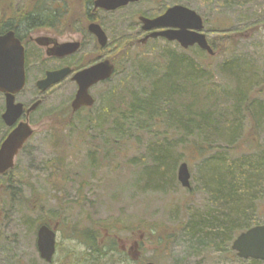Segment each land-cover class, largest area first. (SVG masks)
<instances>
[{"label": "rangeland", "instance_id": "rangeland-1", "mask_svg": "<svg viewBox=\"0 0 264 264\" xmlns=\"http://www.w3.org/2000/svg\"><path fill=\"white\" fill-rule=\"evenodd\" d=\"M9 1L0 0V14L2 3ZM12 1L15 10L28 7V0ZM79 3L68 0L69 15L61 26L24 31L30 63L41 57L29 43L30 37H52L60 43L87 39L90 22ZM177 5L203 19V33L214 42L213 56L198 47L183 50L164 39L141 43L144 35L139 18H156ZM5 12L12 13L9 9ZM92 15L108 37L102 55L115 66L116 73L105 87L95 89L98 100L91 111L66 113L63 107L69 95L52 94L31 119L33 137L10 173L0 177V264H48L37 248V232L44 223L56 232V251L50 264H251L253 260L240 259L234 251L209 246V240L202 245V226L193 230L194 237L188 228L176 235L166 252L164 245H157L158 235H146L152 224L159 226V235L166 236L192 218V222L199 221L208 212L216 217L223 210L210 196L205 164L188 151L179 165H188L191 189L179 183V166L175 179L161 184L149 181L144 171L151 166V139L146 132L118 122L111 103L147 94L152 81L161 83L169 54L184 56L200 70L199 84L191 88L181 75L176 79L178 94H166L165 99L159 94L163 110L178 114L181 108H191L201 116L215 114L216 123L203 135L214 146L211 149L232 147L226 158L241 167L264 159V0H140L116 12ZM124 43L128 52L121 54L119 47ZM99 54L100 50L86 45L77 61L88 62ZM240 73L247 80L241 90L246 101L237 93L241 84L235 78ZM181 84L187 88L182 89ZM99 115H103L102 124L94 122ZM162 124V133L173 127L168 118ZM174 131L180 135L175 145L187 144V138H181L183 131ZM258 190L263 218L257 219L264 223V182L258 183ZM118 222L123 229L117 230L119 225L109 233L103 229ZM87 229L101 233L102 245L116 242L123 255L98 261L83 257L87 249L81 233Z\"/></svg>", "mask_w": 264, "mask_h": 264}, {"label": "trees", "instance_id": "trees-1", "mask_svg": "<svg viewBox=\"0 0 264 264\" xmlns=\"http://www.w3.org/2000/svg\"><path fill=\"white\" fill-rule=\"evenodd\" d=\"M80 1L81 3L79 4L85 11L86 20L89 22L95 21V17L92 15L95 0ZM67 3L68 0H28L27 8H16V10L13 7L14 3L12 0L6 5L2 3L0 36L13 31L23 41L22 34L24 31L30 33L36 30L57 28L68 18ZM7 9L12 11V13L5 12ZM165 11L160 13V15ZM212 33L215 32L212 31ZM208 42L213 50L214 42ZM125 47L126 43H124L123 47H119L121 54L128 52L124 51ZM191 65L192 63L187 62L184 56L169 54L168 62L161 78L162 85L152 81L150 88H147V94H138L134 97L130 95V100L122 97L118 98L111 103V109L116 111L117 121L126 124V128H135L139 132H146L149 135L151 142L148 145V155L151 166L144 171L149 181L153 180L155 184H161L167 179H175V172L180 166L179 164L185 160L182 155H186L185 151H188L191 156L199 157L202 163L205 164L204 171L207 175L205 178L208 181V187L211 189L210 196L215 200V204L223 210L216 217H213L208 212L196 222H192L193 218L191 217V221L185 226L180 225L176 233L167 234L166 236L164 234L159 235L162 232L159 226L152 224L146 235L152 237L158 235L157 245H164L163 252H166L169 250L172 241L177 237L176 235L188 228L191 231L190 237H194L192 234L193 230L202 226L201 229L203 230L201 233L204 236V240L200 241L202 245H206L204 241L208 242L209 240V246L217 247L219 251L223 250V248L232 251L231 244L236 236L264 224L258 221V219L261 220L260 218H263V210L257 201V195L259 194L258 183L264 182V159L255 161L254 164L249 161L241 167L238 162L229 161L226 158L232 147L228 149L220 147L217 151L211 149L214 146L210 145L203 135L208 134L211 131L212 124L216 123L213 118L215 114L201 116L199 115L200 113L194 112L191 108L184 109L181 107L183 111L178 112V114L177 112L167 113L163 110L164 106L159 104V94L163 95L164 99L167 98L166 94H178L176 79L181 77V75L186 77L185 82L190 83L191 88L199 84L202 74H200V70H196ZM191 67L193 68L190 69ZM245 77L244 74L240 73L235 78L241 84V88H238L237 93L239 92L238 96L243 101H246L245 94L241 92L242 87L247 82ZM181 88L186 89L187 84L182 85ZM99 116L94 118V122L102 124L103 115ZM166 118L171 120L173 127L167 130L166 133H162L160 128H162V123ZM174 129L183 131L184 134L181 135V138L186 137L187 144L175 145V139L180 138V135ZM207 157L210 158L206 159ZM47 224L44 223L43 225ZM116 225H119L118 229ZM121 225L122 222H118V224L106 226L103 229L109 233L113 229H123ZM132 232L134 233V229ZM81 234H83L81 239L85 241L84 244L87 249V254L83 257L98 261L115 254L123 255L118 250L116 242H112L108 246L102 245L101 233L96 230L87 229ZM251 264H256V262L252 261Z\"/></svg>", "mask_w": 264, "mask_h": 264}, {"label": "water", "instance_id": "water-1", "mask_svg": "<svg viewBox=\"0 0 264 264\" xmlns=\"http://www.w3.org/2000/svg\"><path fill=\"white\" fill-rule=\"evenodd\" d=\"M140 0H95L94 11L115 12L129 5L137 4ZM139 22L142 31L150 33L141 43L145 44L149 39H164L170 43H177L183 50L198 47L210 56L214 55L204 31L203 19L193 10L174 6L156 18L140 17ZM88 32L94 35L101 48L108 45V37L100 25L92 23L88 26ZM44 41H50L55 45L54 54L60 57L76 53L80 44L64 43L47 38L37 39V43L44 45ZM115 66L105 60L91 68H88L75 77L79 86L76 99L73 102V111L76 113L83 107H93L94 99L89 94L91 87L98 83L109 81L115 74ZM60 73H51L41 84L43 89L50 87L60 80ZM25 85V51L21 41L13 31L0 36V92L15 93ZM6 96L7 109L3 119L7 126H13L21 117L23 106L14 104L16 94H4ZM33 130L28 124H20L6 139L0 149V176L14 167V160L24 145L32 137ZM191 174L187 164L183 163L178 168V181L187 190L191 189ZM37 248L42 260L50 264L56 251V232L54 229L42 225L37 232ZM232 251L243 260L264 262V224L251 228L240 234L232 244Z\"/></svg>", "mask_w": 264, "mask_h": 264}, {"label": "flooded vegetation", "instance_id": "flooded-vegetation-1", "mask_svg": "<svg viewBox=\"0 0 264 264\" xmlns=\"http://www.w3.org/2000/svg\"><path fill=\"white\" fill-rule=\"evenodd\" d=\"M98 12H104V11H101V10L93 11L94 14ZM92 23L98 24L96 20L93 22H90V24ZM101 28L103 29L102 26ZM141 31H142V27H141ZM142 33L144 35L143 39H145L150 34V33H145L143 31ZM39 38L53 39L57 41L58 44H64V43H60L57 39L52 38V37H45V36L38 37V38L30 37L29 43L34 45V47H36L35 49L41 54V57L39 56L38 59L30 63V60L27 54V48L25 47V44H23V41L20 40L24 47V51H25V85L22 90L15 92V93L0 92V98L2 102V106L0 108V124L2 125L1 126L2 129L0 130V149L3 143L8 138V136L20 124H28L33 130V135H34V129L31 124V119L40 112L41 108L48 102L52 94H68L69 99L65 102V106L63 107V110L66 113L70 112L73 115H75L77 113L91 111L97 104V100H98L96 94L94 93L95 89L98 87H101V88L105 87V85L108 82V81L101 82L90 88L89 94L92 96V98L95 101V104L93 107H83L80 110H78L76 113H74L72 105L79 91V86L75 80V77L78 73L107 60L102 55V52L106 47L101 48L98 44L96 37L89 33V35L87 36V39L85 38V39H80V41H76L77 43L80 44V48L76 53L72 55L60 57L54 54V51H53L55 49L54 44L50 43V41H44L43 43L44 45H40L37 43V39ZM149 40H152V39H149ZM70 43H74V42H70ZM86 45H88L89 48H91L92 46V48L96 52L97 51L99 52L100 50L101 54H99L98 56H95L88 62L78 63L77 61L78 53L80 52L82 48H85ZM51 73H60L61 79L58 81V83L50 87H47L46 89H43L44 85L41 83L44 82L47 79L48 75ZM4 94H16L14 96V104L23 106V111H22V115L20 119L11 127L7 126L3 119V116L6 113V109H7L6 96ZM26 144L24 145L22 150H24ZM22 150L16 156L14 160V166H15L16 159L19 156V154L22 152ZM10 171L6 172L4 175H1L0 177L3 178L4 176H7L10 173Z\"/></svg>", "mask_w": 264, "mask_h": 264}, {"label": "bare ground", "instance_id": "bare-ground-1", "mask_svg": "<svg viewBox=\"0 0 264 264\" xmlns=\"http://www.w3.org/2000/svg\"><path fill=\"white\" fill-rule=\"evenodd\" d=\"M234 241H235V240H234ZM234 241H233V242H234ZM231 249H232V246H231Z\"/></svg>", "mask_w": 264, "mask_h": 264}]
</instances>
